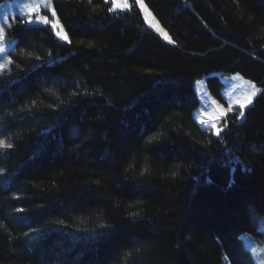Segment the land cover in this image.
Segmentation results:
<instances>
[{
    "label": "trees",
    "instance_id": "1",
    "mask_svg": "<svg viewBox=\"0 0 264 264\" xmlns=\"http://www.w3.org/2000/svg\"><path fill=\"white\" fill-rule=\"evenodd\" d=\"M145 2L175 44L137 6L103 0H54L71 44L22 19L10 29L0 264H256L240 236H263L264 94L227 117L222 144L193 113L197 80L216 97L237 73L264 89V0Z\"/></svg>",
    "mask_w": 264,
    "mask_h": 264
},
{
    "label": "snow or ice",
    "instance_id": "2",
    "mask_svg": "<svg viewBox=\"0 0 264 264\" xmlns=\"http://www.w3.org/2000/svg\"><path fill=\"white\" fill-rule=\"evenodd\" d=\"M87 3L91 4L92 0H86ZM103 3L111 6L108 7L109 13H122V12H131L133 5L128 2V0H123V3L120 2V0H103ZM134 4L138 5L140 10L144 14V21L149 25V27L153 28L157 33H159L165 40H167L169 43H174V41L171 40V38L168 36V34L159 26L158 22H154V17H152L151 12L147 8V6L144 3V0H134ZM4 8V5H0V10ZM41 10H46L47 12L51 13V16L54 19H49V16L47 14H41ZM95 11V9H93ZM22 23L33 25L36 23L43 24L45 26H50L53 30L55 36L60 40L67 44H71L72 41L69 38L68 32L65 30L63 24L61 23L56 9L53 7L52 0H29V2L24 3L22 5ZM3 24H0V75H3L5 72L11 74L12 72V66L14 64V61L11 59V56L15 54V46L12 45L11 48L9 46V43L6 40V28H11V24L8 23V14H3ZM91 46V45H89ZM26 55L29 59L34 60H41V56L39 55H33L31 52H27ZM49 57V63H51V57L52 53L48 52ZM16 68H20L19 64L15 65ZM41 65H30V68H39ZM22 71V69H20ZM231 79L233 81H243L245 85H247V89L244 90L242 93L237 95L236 97L230 99L228 101V107L227 109L224 108L222 104H220L216 99L212 98V96L204 92V101L202 104V108L200 110V114L196 117L198 122L202 127L205 128L206 131H210L215 137L218 139V143L224 142V136H222V133H224L225 129L228 128V122H227V116L228 113L233 111V105H238L237 108V115L235 117V120L233 121V126L236 125V122H242L245 119V109H247L249 106L253 105L255 99L257 96L264 94V89L259 88L256 86L255 83H253L251 80H244L243 76H241L239 73L232 76ZM11 83V82H9ZM198 85L203 84V81H197ZM3 89H0V92H2ZM78 93L76 91H73L71 95L76 96ZM229 96H231V93H228ZM35 101H32V104L35 105ZM65 102L63 100H60V104H64ZM49 108H53L55 110V105H48ZM21 111H24V109H21ZM27 111L31 112V107L27 108ZM208 115V119H203L202 117L204 115ZM9 115H14L13 113H9ZM222 123V126L218 127L219 124ZM156 137H149L148 142L155 140ZM14 145L8 140L4 138H0V152H8L9 150L13 149ZM228 155H231V150H226ZM234 163L241 164L242 162L239 160V157H236ZM4 174V170L0 169V175ZM143 175V173H142ZM19 196H15L14 199H19ZM15 211L17 213H22L25 211L22 207H16ZM254 211V209H252ZM131 216L133 218L139 217V212H133L131 213ZM60 224H63L64 221H59ZM5 227L4 225L0 224V228ZM102 228L108 227L107 225H101ZM36 231V229H32L30 232L24 233L25 236H30L32 232ZM139 251V249H137ZM251 253L256 256L258 255L257 249L252 248ZM132 251L126 252V257H131ZM227 259V257H225ZM257 264H264V259H259Z\"/></svg>",
    "mask_w": 264,
    "mask_h": 264
},
{
    "label": "rangeland",
    "instance_id": "3",
    "mask_svg": "<svg viewBox=\"0 0 264 264\" xmlns=\"http://www.w3.org/2000/svg\"><path fill=\"white\" fill-rule=\"evenodd\" d=\"M27 2H29V0H0V5H4V8L2 10H0V24H3L4 23V21H3V14L4 13H7L8 14V23L11 24V28H12V26L14 25L15 22H17L19 19H22V11H21L22 10V5L24 3H27ZM52 2H53V7H54V0H52ZM120 2L123 3V0H120ZM128 2L130 4H132L133 7L134 6H137V8H139L138 5H135L134 4V0H128ZM144 3L147 6V8L149 9V11L151 12L152 17H154V22H158L159 23V26L168 34V36L171 38V40L174 41V39L170 35V33L167 30V28L155 16V14L150 9V7L147 5V3L145 2V0H144ZM139 10H140V8H139ZM41 14H47L49 16V19H54L51 16V13L50 12H47L46 10H41ZM142 15H143V18H144L143 12H142ZM33 25H39V26L48 27V26H45V25L39 24V23H36V24H33ZM146 25H147V27L149 29H151L153 32H155L157 35H159L165 42L169 43L159 33H157L153 28L149 27V25L147 23H146ZM10 29L9 28H6L5 29L6 30V40L9 43L10 48H11L12 45L15 46V51H16V41H15V39H13L9 35ZM61 42H63V41H61ZM63 43H65V42H63ZM169 44H175V41H174V43H169ZM11 59H12V56H11ZM232 76H234V75L220 76V79H221V81L223 83V86H222V88L220 90V97H216V96H214L210 92V90L208 88L207 80L205 78L204 79L197 80V81H203V84H199L198 85L196 83L197 81L195 82L194 88H195V91H196V93L198 95V98H199V106L194 111L193 116H194L195 121L199 125H200V123L198 122V120H197L196 117L200 114V110L202 108V104H203V101H204V96H203V93L204 92L209 93L212 96V98L216 99L220 104H222L224 106L225 109H227V107H228V101L230 99L236 97L237 95H239L240 93H242L244 90L247 89V85H245L243 83V81H233L231 79ZM244 80H248V79L244 78ZM228 93H231L232 95L229 96ZM251 106H249V107H251ZM237 108H238V105H233V111L230 112V113H228V116L229 115H232V114H237ZM247 109H245V113H246V110ZM202 118L207 120L208 119V115L206 114ZM222 123L223 122H221V124H219L218 127L222 126ZM201 128L205 129L202 126H201ZM258 229L262 233V235H263L262 237H256V236H254V235H252L250 233H243L240 236L241 239H242V241L244 242L246 248L249 250L250 253H251V249L252 248H256L257 249L258 255L254 256L251 253L252 256H253V258H254V260H255V263L256 264H257V262H258L259 259H264V216L260 217L259 220H258Z\"/></svg>",
    "mask_w": 264,
    "mask_h": 264
}]
</instances>
